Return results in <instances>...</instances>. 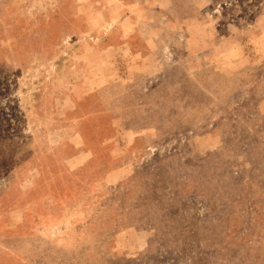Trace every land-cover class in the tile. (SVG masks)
I'll list each match as a JSON object with an SVG mask.
<instances>
[{
  "label": "rangeland",
  "instance_id": "rangeland-1",
  "mask_svg": "<svg viewBox=\"0 0 264 264\" xmlns=\"http://www.w3.org/2000/svg\"><path fill=\"white\" fill-rule=\"evenodd\" d=\"M0 264H264V0H0Z\"/></svg>",
  "mask_w": 264,
  "mask_h": 264
},
{
  "label": "crops",
  "instance_id": "crops-1",
  "mask_svg": "<svg viewBox=\"0 0 264 264\" xmlns=\"http://www.w3.org/2000/svg\"><path fill=\"white\" fill-rule=\"evenodd\" d=\"M82 153H85L84 155L85 156H82L83 158H82V160L81 161H84L87 157H89V155H91V151H89V155L86 153V151L85 150H83V151H78L77 152V154L74 156V158L75 159H77V158H79L80 157V155L82 154ZM120 168V167H119ZM118 169V168H117ZM117 169H113L110 173H108L109 175L108 176H110L112 173H115L116 171H117ZM107 176V177H108Z\"/></svg>",
  "mask_w": 264,
  "mask_h": 264
}]
</instances>
